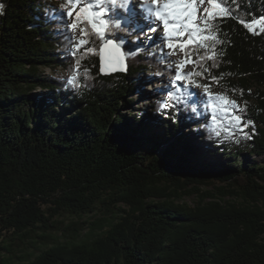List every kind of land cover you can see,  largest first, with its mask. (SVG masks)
<instances>
[{"label":"trees","instance_id":"obj_1","mask_svg":"<svg viewBox=\"0 0 264 264\" xmlns=\"http://www.w3.org/2000/svg\"><path fill=\"white\" fill-rule=\"evenodd\" d=\"M62 2L0 0V264H264V160L243 162L264 156V33L240 22L264 16V0H222L232 14L217 19L223 43L205 61L221 79L187 89L210 84L253 122L219 137L212 109L193 112L181 84L179 112L158 100L145 123L123 114L146 72H174L149 48L127 57L126 73L101 76L103 41L89 29L97 51L73 56Z\"/></svg>","mask_w":264,"mask_h":264},{"label":"snow or ice","instance_id":"obj_2","mask_svg":"<svg viewBox=\"0 0 264 264\" xmlns=\"http://www.w3.org/2000/svg\"><path fill=\"white\" fill-rule=\"evenodd\" d=\"M145 3L147 0H141V6L138 8L133 0H63L62 9L66 8V11L62 10L60 15L65 21L66 30H79L80 33L78 38L68 37L73 45L72 55L75 56L77 52L94 54L97 51L89 47L92 43L89 38V29L103 41V46L99 49L101 73L106 71L105 61L113 70L116 64H123L122 70L127 71V57H135L142 50L149 48L152 49L149 54L153 56L159 51L160 62L166 65V71L171 72L172 62L168 60V57L179 53L182 58L176 62L177 70L174 73V79L170 80L164 88L156 90L164 92L171 104L160 101L158 110L167 113L168 108L171 107L179 112L177 102L181 96L175 95L174 89L182 80L188 79L189 84L180 85L185 90L183 95L193 105V112L196 111L197 103H202L205 109H212L209 117L213 125L211 131L217 137L221 135V128L231 136L235 131L242 132L244 128L249 127L253 122L244 123L243 117L238 114L239 105L235 101L228 100L224 94L210 93V84L203 85L207 101L199 94L187 91L191 83H194L193 77L210 79L217 84L221 79L210 74L205 61L215 60L218 56L215 46L223 43L218 37L217 19L232 14L222 4V0H151L147 11L144 8ZM109 16L111 19L106 18ZM69 20L72 22L67 23ZM240 22L254 35L264 33V16ZM161 28L163 35L157 37L156 33ZM114 30H123L125 34L120 35ZM128 36H134L136 39L130 42L131 46L125 54L121 51V44L127 40ZM157 39L161 41L160 44L155 43ZM165 47L169 49L168 52H163ZM188 64L193 66V72L183 71ZM85 71L87 72V69ZM156 75L162 76L163 73L157 72ZM74 81L75 77H72L68 83L71 84ZM213 98L224 101L222 111L212 104ZM228 104H232L235 110L229 108ZM217 121L220 128L216 126Z\"/></svg>","mask_w":264,"mask_h":264},{"label":"rangeland","instance_id":"obj_3","mask_svg":"<svg viewBox=\"0 0 264 264\" xmlns=\"http://www.w3.org/2000/svg\"><path fill=\"white\" fill-rule=\"evenodd\" d=\"M133 3L137 4V7L139 5V0H133ZM72 21L69 20L68 23H71ZM71 33V37L78 38L80 36L79 30H75V31H70ZM163 35V30L162 28L160 29V31H158L156 33L157 37H160ZM142 38V37H141ZM158 42V44L161 43V41L159 39H157L155 41V43ZM169 49H167L166 47L163 48V52H168ZM182 56L178 53L177 55H172L168 57V60L172 62L171 64V70L175 73L176 72V62H179L181 60ZM162 65L164 66V69L166 68V65H164L162 63ZM194 68L192 65H188L185 67L184 72H193ZM42 73L46 76H54V75H63L62 70L57 69L56 72L54 73L51 69L49 68H43L42 69ZM169 83V80L166 79V77L164 75L162 76H157L156 74L153 73V71H148L146 72L141 78L140 81L138 83L139 85V92L135 93L133 95V97H128L127 99H133V103L130 105V107L127 110L122 111L123 114H126L127 116H135L137 118L140 117V115L142 114L144 116V120L143 122H147L148 120H150L151 118V103L153 101H158V100H164L166 103H169L168 97L167 95L162 92V91H156L159 89H162L165 87V85H167ZM181 85L185 84L184 81L180 82ZM191 89L193 91H196V94H202L205 93V90L202 88H192ZM219 94L221 93L220 90H218ZM36 94H42L44 93V91H40L39 89H37L35 91ZM171 116L169 114H162L160 116V119L158 120L159 122H162L163 120H167V118H170ZM189 129H191V127H186L185 128V132L188 133L189 135H192L194 137V135L192 133H190ZM157 130V129H156ZM146 146H144L143 144L140 146V150H145ZM264 160V156H246V158L244 159V164H248V163H261ZM184 203L188 204V205H193L194 204V200L192 198H185L183 199ZM97 217H95V219L91 220V219H87V217H84L83 219L80 220L81 221H86V222H91V221H96ZM74 219H71V221ZM66 223H68V220H65ZM54 237H57L56 234L53 233ZM61 239V238H60ZM62 240V239H61Z\"/></svg>","mask_w":264,"mask_h":264},{"label":"water","instance_id":"obj_4","mask_svg":"<svg viewBox=\"0 0 264 264\" xmlns=\"http://www.w3.org/2000/svg\"><path fill=\"white\" fill-rule=\"evenodd\" d=\"M103 46V43L102 45L100 46V48ZM121 51L123 52L122 48H121ZM99 73L101 76H111V75H115V74H120V73H126V71L122 70L124 65L123 64H116L114 67H115V70H113L112 67H110L107 63V61H105V73H101L100 71V68H101V60H100V53H99ZM127 63V62H126Z\"/></svg>","mask_w":264,"mask_h":264}]
</instances>
